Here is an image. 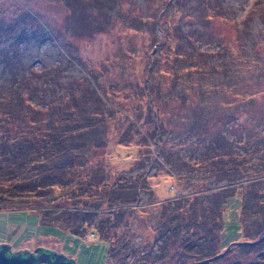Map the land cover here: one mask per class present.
I'll return each mask as SVG.
<instances>
[{"label":"trees","instance_id":"16d2710c","mask_svg":"<svg viewBox=\"0 0 264 264\" xmlns=\"http://www.w3.org/2000/svg\"><path fill=\"white\" fill-rule=\"evenodd\" d=\"M84 1L64 2L73 11L82 13L85 10ZM86 1L101 3L104 7L111 0ZM172 1H160L161 9L156 12L155 24L157 22L160 25L162 18L165 17L166 12L162 10L164 4L172 3L173 10L183 13L184 1ZM209 1L201 0L199 6L204 7L205 12L202 17H194L201 21L203 27L210 28L213 26L212 21L224 19L230 11L223 4L218 2L216 5L210 4ZM175 3H178L177 7ZM97 7L101 9L98 5ZM217 7L219 11L216 10ZM257 10L264 16L263 9L252 6L243 21L246 23L248 17ZM198 29L195 30L198 36H195L192 29L185 30L180 22L162 27L163 37L158 39L156 44L161 46L159 49L161 54L164 50L167 57L173 59L175 67L172 70L176 75V80L172 82L173 90L176 92H170L166 97L170 101H179L181 109L192 107L189 103L196 100V105L193 106L197 109L196 113L200 112L202 117H198L195 128L201 134V130H208L210 121H203L212 115L210 107L217 109L220 105L223 108H230L238 101L241 102V108L237 107L236 111L241 114L245 108L256 111L257 107V112L263 113L264 73L255 78L247 72H241L245 64L239 70L242 80L244 79L241 85L243 89L237 87V94L232 95L233 99L230 98V102L221 100L212 104L206 99L207 94L216 88L220 87L227 96L229 94L227 90H232L235 86V83L229 81L238 70L229 65L225 66L224 61H231L229 58L236 57L238 53L234 52L223 37L222 40L216 38L214 33H203L204 31L199 34ZM203 38L204 43L211 45L210 41H213L214 46L217 45L218 48L202 47ZM261 38H264V32ZM239 39L241 48L252 59V63H259L260 70L264 71V64L258 61L256 55L249 54L250 49L241 36ZM261 41L262 39L257 40L255 47ZM171 50L174 51L173 55L170 53ZM3 54L7 60L9 54L4 53V50ZM214 54L220 55L223 61L211 62ZM193 58L198 62L196 65L190 64ZM187 60L189 66L186 67L188 69L185 73L182 70ZM160 62H156L157 70L165 76L168 75L170 73L168 70L161 72ZM248 63L251 62L246 64ZM179 65L182 67L179 69L182 70H178ZM193 69L199 74L200 82L198 84L192 82L188 89L179 91V85L189 76L188 70ZM151 71L148 73V91L138 100L141 108L144 106L142 100L147 102L150 123H153L154 128L148 130L147 127L143 133L138 127L137 131H133L131 125L126 130L119 131L120 142L126 146L138 138L139 146L149 149L148 135L154 137L158 130L165 129L155 106V101L162 97L163 88L152 79V75L156 73ZM217 71L223 76L226 75L229 80L218 77L215 83H208L206 78L209 79L211 74H217ZM16 72L15 70V74ZM16 76L15 81L18 82H15V86L6 88L9 90L7 92L0 93V210L34 208L40 225L60 227L79 236L88 234L89 230L98 232L100 238L109 244V263L264 264V238L257 242L264 233L262 138L250 135L251 140L258 143L259 147L255 150L251 144L248 145V151L240 153L233 145L246 144V137L242 134H235V138L231 140L222 131L211 132L207 153L202 160L178 159L183 170L188 166L192 173L196 172L198 179L194 181L195 186L209 181L227 182L229 185L207 196L194 191L185 198L156 204L157 212L154 215L156 224L148 225L156 232L154 240H146L145 244V241H141L140 245H135L136 237L141 236L142 240L146 237L140 227L147 226L145 220L143 222L139 219L140 212L143 213L144 209L136 210L135 205L140 200L141 192L151 193L150 183L155 175H147V171L140 169L135 174H130L131 168L111 173L103 160H97L96 153L110 142L112 123L117 121L115 125L119 127L118 119L123 116L122 110L116 109L114 104L104 100L105 98L108 100V97L107 93L102 91L98 73L92 72V78L97 85L86 79L76 86L73 84L67 86L63 95L50 100L44 99V95H39V92L42 88L49 92L56 88L57 82H54L53 86L47 84L53 80L52 78L33 79L32 74L25 72L21 77H18V74ZM173 77L175 79V76ZM177 92L180 93L177 95ZM259 98L263 101L259 102ZM259 103L261 107L258 106ZM152 111L155 116L151 114ZM180 113L176 115L178 118L175 116L179 119L178 122L191 117V112ZM196 113L193 112L192 116ZM230 114L224 115L230 117ZM213 127L209 126V129ZM133 157L129 154L124 164L128 165ZM140 162L148 163L146 155L140 159L135 158L133 167ZM244 180L249 182L246 186L235 185ZM235 210L239 215L237 223L233 225V222L228 220V214L233 215ZM134 225L137 229L135 232L132 228ZM234 227L240 233L239 237L238 232L231 230Z\"/></svg>","mask_w":264,"mask_h":264},{"label":"rangeland","instance_id":"374dc122","mask_svg":"<svg viewBox=\"0 0 264 264\" xmlns=\"http://www.w3.org/2000/svg\"><path fill=\"white\" fill-rule=\"evenodd\" d=\"M64 1L0 0V93L7 92L9 90L6 88L15 86V82H18L15 81V76L18 74V77H21L25 72L32 74L33 79L52 78V81L47 82L49 86L57 82L55 83L56 88L51 92L45 91V88L39 92V95H44V99L50 100L63 95L67 86L71 84L76 86L86 79L97 85L92 78V72L98 73L102 91L107 93L108 97V100L106 98L104 100L114 104L116 109L122 110L123 116L118 119L120 120L119 127L115 125L117 121L112 123L110 142L96 153L97 160H103L111 173L131 168L130 174H135L140 169L147 171V175H155L150 183L151 193L141 192L140 200L135 205L136 210L144 209L143 213L140 212L141 218L139 214L138 217L147 223V226L140 227L146 237L144 240L141 236L136 237L135 245H140L141 241H145V244L146 240L153 241L156 234L148 227V225L156 224L154 216L157 212L156 204L166 200L185 198L194 191L207 196L229 185L227 182L209 181L195 186L194 181L198 179L196 172L192 173L188 166L183 170L178 159L202 160L207 153L208 143L212 137L211 132L222 131L231 140L235 138V134H242L246 137V144L233 145L240 153L248 151V145L251 144L255 150L259 147L258 143L251 140L250 135L264 140V111L263 113L257 112L258 107L256 111L245 108L242 114L236 111L237 107L241 108V102L238 101H235L236 103L230 108H223L220 105L217 109L210 107L209 111H212V115L203 122L210 121L209 126L214 127L209 129L208 126V130H201V134L195 128L198 117L201 116L200 112L196 113L197 109L193 106L196 105V100L189 103L192 107L181 109L179 101H170L166 97L168 93L176 92L172 85V82L176 80V75L172 70L175 67L173 59L167 57L164 50L161 54L159 50L161 46L156 44L157 40L163 37L162 27L180 22L185 30L192 29L195 36H198L195 30L200 28L198 29L199 34L202 33L201 31L214 33L216 38L222 39L223 37L228 45L232 46L234 52L238 54L234 58H229L231 61L225 60L224 65L238 70L229 81L235 83V86L232 90H227V94L229 91L227 96L223 94L224 91L220 87L211 92L208 91L206 96L212 104L221 100L230 102L233 99L232 95L237 94V87L243 89L241 85L244 79L241 78V72H247L255 78L264 73L260 70L259 63H252V59L241 48L239 39L241 36L247 48L250 49L249 54L256 55L258 61L264 64V38H261L264 32V16L257 10L248 17L246 23L243 21L252 6L264 10V0H210V4L216 5L218 2L230 11L224 19L219 18L212 21L213 26L210 28L203 27L201 21L194 17H202L205 12L204 7L199 6L201 0H183L185 4L182 7L184 8L183 13L173 10L172 3L164 4L162 10L164 9L166 13L160 25L157 22L155 24V16L156 12L161 9V0H111L104 7L101 3L85 0L83 3L85 10L82 13L73 11ZM174 5L177 7L178 3ZM216 10L219 11L218 7ZM243 29H245L244 32ZM259 39L262 41L255 47V42ZM204 41L203 38L202 47L218 48L217 45L214 46L215 42L210 41L211 45H208ZM190 49L189 47L188 50ZM3 50L4 53L9 54L7 60L2 56L4 55ZM170 53L173 55L174 51L171 50ZM240 60L251 63H240ZM157 61H161V72L168 70L170 72L168 75L165 76L157 70ZM221 61L223 58L214 54L211 62ZM197 63L195 58L190 62L191 65ZM181 65L178 66V70H182L179 69L182 68ZM187 66H189L188 60L182 72L188 69ZM241 66L245 71H239ZM150 70L156 73L152 75V79L161 84L163 88L162 97L155 101V106H157L158 117L163 120L165 129L158 130L154 137L148 135L150 137L148 138L149 149L139 146L138 138L126 146L120 142L119 131L126 130L131 125L133 131H137L138 127L143 133L147 127L148 130L154 128L153 123H150L151 117L148 112L150 110L146 108L147 102L142 100L144 104L142 109L138 100L148 91L147 81ZM188 75L179 85V91L188 89V85L192 82L196 84L200 82L201 78L196 70H188ZM218 77L229 80L219 71L217 74H211V77L206 80L208 83H215ZM57 84H59L58 87ZM99 93L102 95L100 91ZM194 94L198 95V93ZM147 98L149 99V96ZM262 101L263 99L259 98V102ZM258 106L261 107L260 103ZM180 112H191V117L188 118L190 120L178 122L176 115L181 114ZM193 112L196 113L195 116H192ZM225 113H229L230 117L224 115ZM151 114L155 116L153 111ZM154 119L156 121V118ZM129 154L134 157L131 161L129 160L128 165H125L124 161ZM145 155L148 163L140 162L133 167L136 163H134L135 158L140 159ZM248 183V180H244L235 185L244 187ZM238 215V211L235 210L233 215L228 214V220L234 225L237 223ZM38 221V214L34 213V208L0 210V243L9 244L15 252L21 249L35 252L38 247H45L65 254L74 259L76 264L115 263H109V244L100 238L98 232L89 230L88 234L79 236L60 227L40 225ZM132 228L134 232L137 231L135 225ZM231 230L238 232L236 227ZM239 236L240 233L237 237Z\"/></svg>","mask_w":264,"mask_h":264},{"label":"water","instance_id":"95a60500","mask_svg":"<svg viewBox=\"0 0 264 264\" xmlns=\"http://www.w3.org/2000/svg\"><path fill=\"white\" fill-rule=\"evenodd\" d=\"M264 238V233L261 235L257 242H260ZM1 244V243H0ZM10 245L3 243L0 245V264H76L75 260L69 258L63 253L55 252L54 250L38 247L35 252L39 253V256L35 255V252L29 249L16 251L14 255H10Z\"/></svg>","mask_w":264,"mask_h":264},{"label":"flooded vegetation","instance_id":"af4514ba","mask_svg":"<svg viewBox=\"0 0 264 264\" xmlns=\"http://www.w3.org/2000/svg\"><path fill=\"white\" fill-rule=\"evenodd\" d=\"M1 245V244H0ZM51 251V250H50ZM56 252V251H55ZM61 253V252H60ZM9 254L10 255H14L15 254V250L12 248V247H10V252H9ZM35 255L36 256H39L40 254L39 253H37V252H35ZM39 264H46V263H39Z\"/></svg>","mask_w":264,"mask_h":264}]
</instances>
